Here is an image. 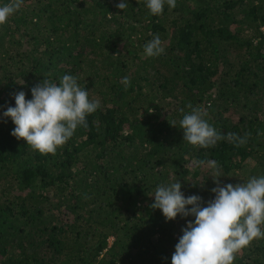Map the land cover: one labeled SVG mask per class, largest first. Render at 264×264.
Listing matches in <instances>:
<instances>
[{"label": "trees", "instance_id": "trees-1", "mask_svg": "<svg viewBox=\"0 0 264 264\" xmlns=\"http://www.w3.org/2000/svg\"><path fill=\"white\" fill-rule=\"evenodd\" d=\"M120 2L24 0L0 26V264H171L195 217L166 221L150 207L157 185L180 180L207 206L216 185L197 161H216L221 185L264 176V0H176L160 16L147 0ZM154 35L165 52L147 57ZM65 74L100 107L42 155L3 112L13 93L31 99L42 79ZM189 104L225 137L250 133L247 143L183 141ZM233 264H264V239Z\"/></svg>", "mask_w": 264, "mask_h": 264}, {"label": "clouds", "instance_id": "clouds-1", "mask_svg": "<svg viewBox=\"0 0 264 264\" xmlns=\"http://www.w3.org/2000/svg\"><path fill=\"white\" fill-rule=\"evenodd\" d=\"M176 7V0H147V8L153 16L163 14L164 6ZM24 5V0H9L0 6V26L15 15ZM128 4L121 0L116 5L125 10ZM159 35L145 44L147 57L164 54ZM121 83L125 90L131 80L125 76ZM31 99H26L24 91L13 93L15 106H8L4 118H11L15 125L11 135L23 139L33 150L42 155H56L73 137L78 127L88 128L87 116L93 114L100 101L90 100L88 92L82 88L77 78L65 74L59 84L42 79L31 88ZM191 109L179 121L183 131V141L194 147H215L218 141L227 139L240 147L247 143L250 133L240 137L228 133L225 137L206 119L207 111L201 107L187 105ZM183 112V109H181ZM169 120V119H168ZM169 123L176 126L174 120ZM207 165L216 187L211 191L214 199L203 206L202 197L185 196L181 191V181L161 183L156 186L152 209H160L166 221L181 217H195L182 228L183 235L175 245L171 264H233L237 254L249 247L254 240L264 239V176L251 177L247 182L235 185H221L220 177L225 176L216 161H197L196 165ZM191 207H187V206Z\"/></svg>", "mask_w": 264, "mask_h": 264}, {"label": "rangeland", "instance_id": "rangeland-1", "mask_svg": "<svg viewBox=\"0 0 264 264\" xmlns=\"http://www.w3.org/2000/svg\"><path fill=\"white\" fill-rule=\"evenodd\" d=\"M112 242V238H110V243Z\"/></svg>", "mask_w": 264, "mask_h": 264}]
</instances>
